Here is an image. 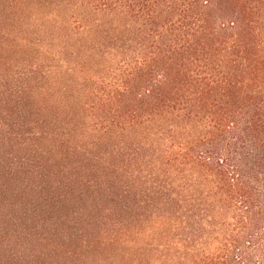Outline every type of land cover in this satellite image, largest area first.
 <instances>
[{
    "label": "trees",
    "instance_id": "1",
    "mask_svg": "<svg viewBox=\"0 0 264 264\" xmlns=\"http://www.w3.org/2000/svg\"><path fill=\"white\" fill-rule=\"evenodd\" d=\"M13 8L0 36L14 32L10 20L20 50L31 36L42 64L29 74L54 84L33 93L42 115L23 126L76 151L96 136V150L130 159L118 194L144 259L162 249L164 264H264V0L0 1V15ZM83 46L96 50L87 130L62 117L65 75L77 74L68 56L78 64Z\"/></svg>",
    "mask_w": 264,
    "mask_h": 264
},
{
    "label": "rangeland",
    "instance_id": "2",
    "mask_svg": "<svg viewBox=\"0 0 264 264\" xmlns=\"http://www.w3.org/2000/svg\"><path fill=\"white\" fill-rule=\"evenodd\" d=\"M14 1L3 0L14 7L25 3ZM40 1L44 0H35ZM14 10L1 14L0 19H7ZM10 25L12 35L0 36L1 48H9L0 49L4 91L0 125L8 124L0 128V264H164L169 258L166 251H152L154 260L150 261L144 259L143 250L134 248L138 222L129 217L125 195L118 194L120 187L130 184L135 168L127 156L110 154L111 147L104 143L96 150V136L87 135L80 144L83 149L76 151L58 146L51 138L41 141L37 128L23 126L38 113L42 115L33 93L54 84L45 71L29 74L40 67L42 56L29 41L31 36L27 43L33 49L20 50L24 41L13 40L21 34L12 20ZM77 61L68 56L67 67L77 66V74L69 69L65 75L62 117L70 115L72 128L87 130L96 128V65L93 80L87 67L96 63V50L83 46ZM46 99L51 100V95ZM83 105L84 111L78 109ZM19 124L22 133L27 129L32 133L18 138L14 132ZM8 128L11 135H6Z\"/></svg>",
    "mask_w": 264,
    "mask_h": 264
}]
</instances>
